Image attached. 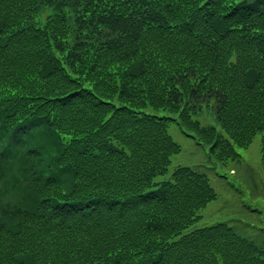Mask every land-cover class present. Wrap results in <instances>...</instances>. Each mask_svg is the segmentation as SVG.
Wrapping results in <instances>:
<instances>
[{
  "label": "trees",
  "instance_id": "1",
  "mask_svg": "<svg viewBox=\"0 0 264 264\" xmlns=\"http://www.w3.org/2000/svg\"><path fill=\"white\" fill-rule=\"evenodd\" d=\"M171 120L264 159V0H0V264H264Z\"/></svg>",
  "mask_w": 264,
  "mask_h": 264
},
{
  "label": "rangeland",
  "instance_id": "2",
  "mask_svg": "<svg viewBox=\"0 0 264 264\" xmlns=\"http://www.w3.org/2000/svg\"><path fill=\"white\" fill-rule=\"evenodd\" d=\"M42 10V17L50 11L46 6ZM215 106L214 98L203 101L202 108L194 116L203 123L220 128ZM168 130L181 149L171 156L168 171L157 175L156 179L167 178L178 164L196 166L206 171L217 193L200 209L201 218L194 226L227 221L244 232L260 233V228H264L262 132H257L248 145L236 147L240 153L239 159L222 163L208 152V145L198 142L196 136L187 134L178 121L171 120Z\"/></svg>",
  "mask_w": 264,
  "mask_h": 264
}]
</instances>
